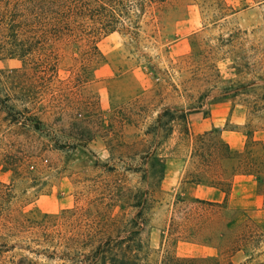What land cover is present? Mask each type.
Here are the masks:
<instances>
[{"label": "rangeland", "instance_id": "obj_1", "mask_svg": "<svg viewBox=\"0 0 264 264\" xmlns=\"http://www.w3.org/2000/svg\"><path fill=\"white\" fill-rule=\"evenodd\" d=\"M103 2L0 27V264H264V0Z\"/></svg>", "mask_w": 264, "mask_h": 264}, {"label": "trees", "instance_id": "obj_2", "mask_svg": "<svg viewBox=\"0 0 264 264\" xmlns=\"http://www.w3.org/2000/svg\"><path fill=\"white\" fill-rule=\"evenodd\" d=\"M110 3V1H107ZM97 4V5H96ZM105 2L98 1V0H0V27L4 26H16V27H22V26H28V25H34L41 22H53L55 24L60 23H71L73 24L78 23L79 21L84 20H92V21H101L102 25L105 26V29L111 32L114 31L113 28L109 27V21L110 19H102L101 13L97 15V9L99 10H105L104 6ZM98 8L96 9V7ZM106 22V24L104 23ZM108 27V28H107ZM52 50V49H51ZM96 50V47H87L85 48L82 53L87 56L85 61L83 62L82 68H84V75L85 72H91L92 69V61H93V52ZM33 51V50H32ZM1 52H4L1 50ZM31 49H24L20 48L15 56L21 57V59L29 58L28 56L31 54L35 55L38 53L37 51H34L33 53H30ZM40 53V51H39ZM53 53V51L51 52ZM14 55V53H13ZM96 68H94L95 70ZM93 70V71H94ZM85 80L82 82L85 83L88 81L87 76H84ZM164 116H171V120L174 119V117L171 115L169 111H165L163 113ZM212 135V133L208 134ZM221 145V149L223 152L222 158L224 160H231L234 158H239L240 156L247 155L248 154V148L244 150V152H238L233 151L230 146L221 141V139L218 141ZM219 153L216 152V150H211L210 154L207 155L210 159H213L218 157ZM204 158V156H202ZM244 158V156H243ZM203 162L205 160L203 159ZM210 162V161H208ZM208 167V166H207ZM240 167H242L241 174L243 175H252L255 176L256 181L260 184H264V154L262 156H253L252 154L249 156H245V159L240 162ZM213 187L215 186H221L223 189H221L222 192L226 194V199L223 203H214V202H206L199 199L195 200V203H198L199 205H206L209 207H219V208H227L228 202L227 198L231 191V182L227 181L225 182H219V183H212ZM104 254H106L104 252ZM195 259H182L183 262H193ZM98 264H133L131 259H121L116 260L114 258L108 261L106 257H103L102 260Z\"/></svg>", "mask_w": 264, "mask_h": 264}, {"label": "crops", "instance_id": "obj_3", "mask_svg": "<svg viewBox=\"0 0 264 264\" xmlns=\"http://www.w3.org/2000/svg\"><path fill=\"white\" fill-rule=\"evenodd\" d=\"M256 136L257 137H255V140L263 143V145H264V135H256ZM226 143L230 146L231 149H234L235 148V150H237V149L240 148V143H233L232 141L230 142L228 140H226ZM238 177H240L242 179V181H245V182H251V181H253V178H254L252 175L235 176V178H238ZM234 186H235V182L233 181L231 183V191H230V194H229V196L227 198V202L228 203L230 202V198H231V195H232V190H234ZM209 191H212L214 195H216V196L219 195L222 198L221 200H219V199H212L211 200L212 202L223 203L224 200L226 199V194L224 192H222L221 190H218L216 188H212V189L209 188Z\"/></svg>", "mask_w": 264, "mask_h": 264}]
</instances>
